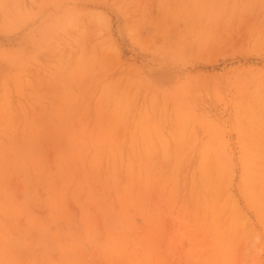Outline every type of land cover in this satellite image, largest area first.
I'll return each instance as SVG.
<instances>
[{
    "label": "rangeland",
    "instance_id": "1",
    "mask_svg": "<svg viewBox=\"0 0 264 264\" xmlns=\"http://www.w3.org/2000/svg\"><path fill=\"white\" fill-rule=\"evenodd\" d=\"M0 264H264V0H0Z\"/></svg>",
    "mask_w": 264,
    "mask_h": 264
}]
</instances>
